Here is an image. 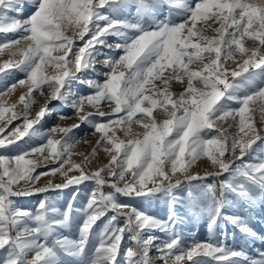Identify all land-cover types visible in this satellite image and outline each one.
Wrapping results in <instances>:
<instances>
[{"label":"snow or ice","instance_id":"snow-or-ice-1","mask_svg":"<svg viewBox=\"0 0 264 264\" xmlns=\"http://www.w3.org/2000/svg\"><path fill=\"white\" fill-rule=\"evenodd\" d=\"M0 35V81L22 74L0 91V134L20 121L0 138V264H264V251L253 257L216 231L264 239L226 211L230 197L264 207V0H0ZM18 87L27 91L9 104ZM53 102L78 122L42 131ZM82 125L90 153L74 152ZM72 189L63 211L47 195ZM32 196L42 197L34 210L20 203ZM185 213L206 220L207 240L183 242Z\"/></svg>","mask_w":264,"mask_h":264},{"label":"rangeland","instance_id":"rangeland-1","mask_svg":"<svg viewBox=\"0 0 264 264\" xmlns=\"http://www.w3.org/2000/svg\"><path fill=\"white\" fill-rule=\"evenodd\" d=\"M31 10V6L29 3H25L24 5V13L27 14L29 13ZM130 13H134V9H128L125 13V15H128V18H131ZM175 19H179V17H174ZM15 38V37H13ZM4 39V37L2 35H0V42H2ZM116 38H112V41L110 42H115ZM246 46H250V45H246ZM6 54V52L4 54H0V62H3L6 57H4ZM55 54V53H54ZM97 59H103V57H98ZM236 59H239V56L236 57ZM229 65L232 66V62H229ZM99 67V66H98ZM22 74L19 73L18 71L13 70V74L11 76H9L7 78L6 81H0V91H3L4 88V83H14L16 80H18L19 78H21ZM96 78V74L95 73H90L89 75L85 76L84 79H95ZM257 84L260 83L259 80L256 81ZM175 90L179 91L180 88L179 86H175ZM19 88H17L16 93H9L7 99H8V103H14L18 100L19 95L26 92L27 90H21L19 91ZM45 91H47V89H45ZM73 91H77L80 93H86L91 91L90 89L87 88L86 85H81L79 83H77L74 88ZM241 95H243V92L241 93ZM38 101L37 105L33 106L32 109V115L35 114L36 111H38L39 105L43 103V97L36 95L35 97ZM233 107H235V104H232ZM19 107H22L19 106ZM58 113H63L65 114L67 117H70L69 119H65V120H61L58 118ZM6 115H10V113L6 114ZM254 121L256 123L259 122V114L253 117ZM20 121H14L12 125L9 126V128L6 130L9 131L11 130V128L15 127V125L17 123H19ZM78 120L76 118V115L74 114V112L65 106L60 105L59 103L53 102L50 105V112L48 114V116L46 117V119L43 121V126H42V131L46 130L48 128H50L53 124H61L63 126H69L73 123H77ZM5 122L4 121H0V126H3ZM223 128L228 129V132H234L235 129H230L228 128V124L227 123H222V122H218ZM6 132L3 134H0V138L3 137V135H6ZM88 133L87 137H85V133ZM78 138L81 139V143L76 145V148L74 149V152H85V153H90L91 152V148L93 147L92 144H88V143H84L83 141L85 139L87 140H94L95 137L92 136L91 131L89 129L88 126L86 125H82L81 129L78 131L77 133ZM55 138H59V135H57ZM27 139V138H25ZM41 141L33 139L32 141H29L28 143H24L23 141L18 142L19 143V147H13L12 152L10 153L11 155L17 154L21 149H27L30 146H35L38 143H40ZM73 159H77L79 160L80 157L79 156H75L73 157ZM246 160H250L255 162V157L254 156H250V157H246ZM103 161V155L98 154L96 158H94L91 162V164L88 166L90 171H95L97 166ZM198 167H196L194 170L196 172H199L201 175H203L204 171L208 168V166L206 164L203 163H199L198 162ZM47 169H38V171H46ZM210 170V169H209ZM227 178V174L225 176H221L220 179L224 180ZM47 178H42L41 182L38 183L37 186H43V183L46 181ZM61 177L59 176V174H57L55 177H52V181L53 183H58L60 182ZM209 182H211V180H209ZM72 190H65L63 192H50L47 195L50 196V198H52L56 204L57 207H59L62 211L66 208V203L68 201V199H70L71 197V192ZM89 191L88 188L85 187H81L80 189V197L78 198L77 202H76V206L79 207L81 206V204L84 202L85 200V196L87 195V192ZM41 196H32L29 198H25L22 201H20V203L22 204V206L24 207H29V208H35V205L37 204V202L41 199ZM123 199V198H122ZM230 199L233 200L232 205L230 208H226V211L229 213H235V214H241L244 216H247L250 218V226L253 228V231H255L256 233L259 234V237H264V207L261 206H257L254 209L248 210L246 208H242L240 206V202L235 200V198L230 197ZM127 202L129 203H133V204H137L136 201L133 200H128ZM138 206L141 207L144 211L146 212H150L152 214H157V215H161L163 218V213H162V206L161 209H158L157 206L155 204H148L145 202H139ZM122 225V221L120 222ZM100 227H103V224L100 225ZM65 235H68L70 238L74 237L75 235V230H63ZM176 233L180 234L183 242L185 244H190L193 241H204L207 240L209 237V232L206 226V220L204 218H195L193 217L190 213H185L184 214V220L183 223L178 225L175 229ZM217 231V238L218 239H224L223 233L227 232V238H226V242L237 249L243 248L249 255L255 257L258 253V251H264V239L261 238H257V239H248L247 237H245L244 234H242L238 228H235L234 226L227 224V223H221L219 228L216 230ZM151 235H159L161 240L166 239L167 237L163 234V233H157V232H152L150 233ZM153 254H154V250H153ZM66 261L68 260L67 257L64 258Z\"/></svg>","mask_w":264,"mask_h":264},{"label":"bare ground","instance_id":"bare-ground-1","mask_svg":"<svg viewBox=\"0 0 264 264\" xmlns=\"http://www.w3.org/2000/svg\"><path fill=\"white\" fill-rule=\"evenodd\" d=\"M4 57H6V59H8V58H9V57L7 56V53L5 54V56H4ZM24 88H25V90H27V87H23V88H19V91H21V90L25 91V90H24ZM16 91H17V89H16L15 91H13L12 93H14V94H15V93H16ZM258 114H259L258 112L254 113V114H253V117H254V116H256V115H258Z\"/></svg>","mask_w":264,"mask_h":264}]
</instances>
